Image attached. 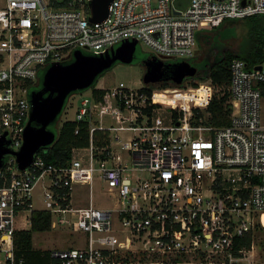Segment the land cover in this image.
<instances>
[{"label": "built area", "instance_id": "1", "mask_svg": "<svg viewBox=\"0 0 264 264\" xmlns=\"http://www.w3.org/2000/svg\"><path fill=\"white\" fill-rule=\"evenodd\" d=\"M87 1L3 0L0 134L5 131L8 148L18 149L22 141L29 112L26 82L49 63L70 59L74 49L98 54L136 39L156 59L176 61L194 55L195 31L226 17L264 15V0H110L107 16L92 22ZM258 64L248 68L242 58L231 57V111L221 125L202 121L214 94L208 79L196 86L160 87V82L150 92L143 82L81 92L71 119L86 122L88 144L73 147L67 164L46 162L39 150L24 169L17 168L13 154L2 158L0 264H23L14 253V232L21 229V217L30 224L32 209L49 211L50 224L79 237L74 246L47 249L50 264H121L126 251L157 258L202 254L205 263L215 257L235 264L234 240L251 233L257 221L264 225L259 87L264 57ZM105 116L111 123H104ZM95 177L115 202L100 207L89 199L87 205H73V184H87L90 194ZM39 179L43 208H34L32 189Z\"/></svg>", "mask_w": 264, "mask_h": 264}, {"label": "trees", "instance_id": "2", "mask_svg": "<svg viewBox=\"0 0 264 264\" xmlns=\"http://www.w3.org/2000/svg\"><path fill=\"white\" fill-rule=\"evenodd\" d=\"M85 12H89V7H85ZM227 21L228 25H235L244 31L246 40L238 44L236 49L229 47L226 44L228 37L222 47L213 44L215 29L223 21ZM216 26L210 29H200L195 36V42L200 53L192 55V60L188 59L197 67H203L202 74H198L196 78L186 80V83L191 86H196L198 81L210 80L217 86L224 85L225 87L218 89L211 97L206 107L208 114H202L204 123L221 125L228 122L231 104L229 102V93L227 84L229 81L228 64L233 56L242 58L248 68L254 67L261 62L264 57V15L256 13L243 17H226ZM214 31L212 34L210 32ZM231 38H234L233 36ZM222 41L221 38H219ZM224 40V39H223ZM229 40V39H228ZM213 49L212 51H210ZM191 57V56H190ZM43 67L42 69H44ZM197 74V73H196ZM196 76V75H195ZM36 80H39L37 77ZM34 81H27V92L32 87ZM167 85L162 82L159 86ZM35 86H38L36 84ZM145 90L150 92L152 85H144ZM261 94L264 100V83L259 84ZM90 89L95 92H101L102 89L96 88L95 83L90 86ZM201 115V113H200ZM54 126V127H53ZM78 126L77 132L74 131ZM51 128L55 132L54 140L39 149V153L46 162L54 165H65L71 157L73 147H83L88 144V128L85 121H75L74 119H60ZM51 215L49 211L44 209H32L30 213L29 228L17 229L14 232V253L16 256H22L23 264H50L51 256L47 249H38L32 246L31 233L34 230H47L50 226ZM255 227H261L259 223ZM252 233V232H251ZM251 233L237 237L232 245L234 255H239L238 249H248L251 245ZM202 254L195 255V260L205 262ZM160 264H177L187 260L185 256H162L158 257ZM155 255H147L145 253L123 252L120 256L121 264H131L138 261L139 264H152L151 261L158 259ZM195 264V263H191Z\"/></svg>", "mask_w": 264, "mask_h": 264}, {"label": "water", "instance_id": "3", "mask_svg": "<svg viewBox=\"0 0 264 264\" xmlns=\"http://www.w3.org/2000/svg\"><path fill=\"white\" fill-rule=\"evenodd\" d=\"M110 0H88V20L101 21L107 16ZM243 2V0L241 1ZM137 40H123L98 54L86 53L76 48L67 61H54L46 65L39 78L38 87L28 91L29 112L22 130L18 149L5 145V131L0 134V165L5 154L11 153L18 169L27 167L37 150L50 144L55 137L51 128L57 123L67 96L92 85L97 76L116 61L129 63L134 58ZM144 71L141 81L145 85L158 84L170 79L179 84L186 76L196 72L188 58L164 62L154 56L141 60ZM259 64L254 68H259Z\"/></svg>", "mask_w": 264, "mask_h": 264}, {"label": "rangeland", "instance_id": "4", "mask_svg": "<svg viewBox=\"0 0 264 264\" xmlns=\"http://www.w3.org/2000/svg\"><path fill=\"white\" fill-rule=\"evenodd\" d=\"M3 4V0H0V6ZM199 30L195 31L196 33ZM215 35L212 39L214 42L212 45L222 47L226 41L225 37H228L226 44L236 49L238 44L245 42L246 34L243 30L235 25H228L227 21H223L220 25H218L215 29ZM214 31L210 32L211 34ZM234 38H231V37ZM222 39V41L219 40ZM224 39V40H223ZM194 55L200 53V48L197 47L196 42L194 45ZM211 49L210 51H212ZM134 58L129 63L119 62L116 61L113 63L109 68L102 71L97 78L95 79L94 83L95 86L105 87V86H113L116 84H125V85H132V86H139L142 84L141 76L144 71V68L141 64V60L145 57H149L151 55H157L155 52L143 41L139 40L136 44V50L134 53ZM192 57H188V59L192 60ZM164 61L172 62L175 57H163ZM178 58V57H177ZM43 69H39L37 73V77L40 78ZM206 82V80L198 81ZM39 83V80H34L32 88H36L35 86ZM93 83V84H94ZM91 86V85H90ZM90 86L82 89L74 91L73 93L69 94L64 102V105L61 109V112L57 116V120L60 119H71L74 118L76 106L79 103V94L85 93L87 94L90 91ZM185 86H191L185 83ZM220 85L218 89H220ZM225 86L222 85L221 89ZM216 85H213L214 93L216 90ZM29 91V90H28ZM28 93V92H27ZM261 121L264 123V102L261 104V111H260ZM104 123L109 124L111 120L105 116ZM55 125V123H53ZM54 127V126H53ZM42 180L39 179L35 186L32 189V203L34 208H43V202L41 199V189H42ZM89 199L91 203L95 206L106 207L111 206L115 201L114 199L108 194L107 191L103 188V184L100 180L95 177V180L91 187V193L89 194V186L87 184L81 183H74L71 189V196L70 200L73 205H87ZM19 228H29V222L24 220L22 217L18 221ZM261 227H255L252 231L251 235V245L248 249H243L235 264H264V225H262L259 221H257ZM78 235L76 232L70 231L67 227L59 225V224H50L47 230H34L31 233V240L32 246L38 249H49L55 247H68L74 246L78 243ZM213 262L210 263L207 261L205 262H198L195 260L194 257H187V260L180 262V264H221L220 258L213 257Z\"/></svg>", "mask_w": 264, "mask_h": 264}, {"label": "flooded vegetation", "instance_id": "5", "mask_svg": "<svg viewBox=\"0 0 264 264\" xmlns=\"http://www.w3.org/2000/svg\"><path fill=\"white\" fill-rule=\"evenodd\" d=\"M203 71H204V68H203V67H197V68H196V72H195L194 74H192V75H189V76L184 77V78L182 79V81L180 82V84H181V83H186V80H188V79L196 78L197 75H198V74H202ZM196 73H197V74H196ZM195 75H196V76H195ZM162 82H166L167 85H176V83H174V82H173L172 80H170V79L164 80V81H162ZM162 82H161V83H162Z\"/></svg>", "mask_w": 264, "mask_h": 264}, {"label": "bare ground", "instance_id": "6", "mask_svg": "<svg viewBox=\"0 0 264 264\" xmlns=\"http://www.w3.org/2000/svg\"><path fill=\"white\" fill-rule=\"evenodd\" d=\"M202 87L205 88L204 86H202ZM200 90H201V88L197 90L198 94L202 93V91H200ZM261 221L264 224V214H262Z\"/></svg>", "mask_w": 264, "mask_h": 264}, {"label": "crops", "instance_id": "7", "mask_svg": "<svg viewBox=\"0 0 264 264\" xmlns=\"http://www.w3.org/2000/svg\"><path fill=\"white\" fill-rule=\"evenodd\" d=\"M76 206H80V205H76Z\"/></svg>", "mask_w": 264, "mask_h": 264}]
</instances>
